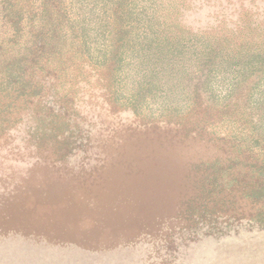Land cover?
I'll use <instances>...</instances> for the list:
<instances>
[{"label": "rangeland", "instance_id": "obj_1", "mask_svg": "<svg viewBox=\"0 0 264 264\" xmlns=\"http://www.w3.org/2000/svg\"><path fill=\"white\" fill-rule=\"evenodd\" d=\"M175 1L264 37V0ZM79 67L67 99L0 113V264H264V207L227 184L224 132L132 113Z\"/></svg>", "mask_w": 264, "mask_h": 264}, {"label": "trees", "instance_id": "obj_2", "mask_svg": "<svg viewBox=\"0 0 264 264\" xmlns=\"http://www.w3.org/2000/svg\"><path fill=\"white\" fill-rule=\"evenodd\" d=\"M187 9L175 0H0V113L8 121L57 92L67 99L57 79L85 65L132 113L160 103L159 120L222 130L234 156L227 184H247L263 208V32L244 30L241 18L195 22Z\"/></svg>", "mask_w": 264, "mask_h": 264}]
</instances>
